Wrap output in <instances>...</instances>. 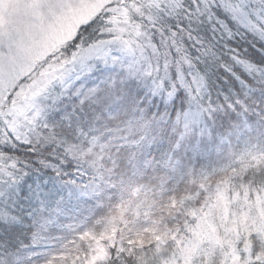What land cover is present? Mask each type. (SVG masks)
<instances>
[{
    "label": "snow or ice",
    "instance_id": "6c2138e0",
    "mask_svg": "<svg viewBox=\"0 0 264 264\" xmlns=\"http://www.w3.org/2000/svg\"><path fill=\"white\" fill-rule=\"evenodd\" d=\"M0 264H264V0H0Z\"/></svg>",
    "mask_w": 264,
    "mask_h": 264
}]
</instances>
